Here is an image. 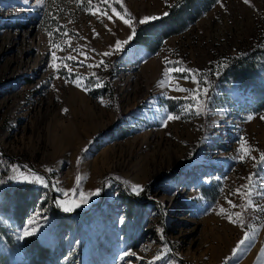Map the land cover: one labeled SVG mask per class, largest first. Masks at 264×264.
Wrapping results in <instances>:
<instances>
[{
	"label": "rangeland",
	"instance_id": "374dc122",
	"mask_svg": "<svg viewBox=\"0 0 264 264\" xmlns=\"http://www.w3.org/2000/svg\"><path fill=\"white\" fill-rule=\"evenodd\" d=\"M175 2L122 0L135 27ZM129 35L114 15L76 0H0V201L30 191L22 222L3 217L0 264H28L37 245L47 248L44 264H264V111L252 112L249 91L225 74L233 58L264 48V0H218L154 55L130 47L133 39L102 55ZM177 62L205 81L199 113L187 110L188 93L170 90L196 87L165 77ZM168 114L179 119L165 124ZM249 176L259 207L232 208L229 200L245 204L236 190L247 191ZM133 185L145 192L134 195ZM96 189L73 211L57 206L65 192L71 206L77 191ZM38 210V234L20 239ZM245 231L250 240L233 256Z\"/></svg>",
	"mask_w": 264,
	"mask_h": 264
},
{
	"label": "trees",
	"instance_id": "16d2710c",
	"mask_svg": "<svg viewBox=\"0 0 264 264\" xmlns=\"http://www.w3.org/2000/svg\"><path fill=\"white\" fill-rule=\"evenodd\" d=\"M217 2L218 0H176L167 15L136 27V35L130 47H140L150 55L156 54L168 38L184 33ZM225 74L230 82H235L244 90L249 91L252 112L264 111V48H258L244 56L233 58ZM117 127L118 124L110 127L106 134L113 132ZM29 195V190L17 188L2 197L0 238L5 236L2 225L4 215L14 212L16 217L21 222L23 221L22 218L30 206ZM36 248L37 251L28 258V264H44L43 259L48 255L47 248L38 245Z\"/></svg>",
	"mask_w": 264,
	"mask_h": 264
},
{
	"label": "snow or ice",
	"instance_id": "6c2138e0",
	"mask_svg": "<svg viewBox=\"0 0 264 264\" xmlns=\"http://www.w3.org/2000/svg\"><path fill=\"white\" fill-rule=\"evenodd\" d=\"M38 6L43 7V0H36ZM76 2L84 7V10L86 12H90L92 15H100V16H106L109 20H112V16L114 15L116 18L120 19L125 25H127L130 29H131V35H129L128 39L125 41H117L115 43V45L113 46L112 51L109 52H105L102 55L104 56H110L112 55L114 52L117 51H122L123 45H127L136 35V27L133 21V18L131 17V15L127 12L126 8L124 7L122 0H101V4L104 5L105 7H100L97 5H93V0H76ZM245 3H248V0H245ZM117 5H119V8L117 7ZM109 11L112 13V15H109ZM167 15V14H165ZM159 19V17H145L143 19H140L139 21H136L135 23L138 24H146L149 21H155ZM114 22V21H113ZM63 26H59L58 31L60 30V28H62ZM64 35H67V33H63ZM51 35V33H50ZM54 48H59V45H52ZM61 51L64 49H60ZM57 57L55 55V53H53V60H56ZM68 60H73L75 59L72 56H68L67 57ZM103 61H100V64H103ZM179 65V62H177V64L175 66L172 67H166L165 69V77L168 76V73H177L179 74L176 78L178 80L183 79L185 81H189L191 80V82L196 85V87L194 88H183V87H179L177 86L175 89H170V90H176V91H180V92H184V93H188L189 96L187 97L188 99L191 100V103H189L186 107L187 110L191 111L192 109H196L197 113H199V109L200 107H202L201 105V100L204 97H207V89H204L202 87H200V85H202L203 83H205V81H202L201 79L197 78L196 75L194 73H189L187 69H183L181 68ZM100 65H89V67H99ZM53 67L55 68L56 65L54 64ZM65 67H67V65H65ZM187 73V74H186ZM77 79H81L80 77H77ZM162 85H168L169 81L167 79L162 80L161 81ZM80 86V85H77ZM102 86V84L99 82V78H97V87ZM85 90H87L85 88ZM204 103H206V100L204 101ZM66 111V110H65ZM264 118V117H262ZM173 119H179L178 115H174V114H168L165 118V124L167 123V121H171ZM248 119H252V117L250 116ZM241 159H243V157H240ZM261 161L264 162V154L261 155ZM20 172L19 169L14 168L13 169V173H18ZM21 175H24L23 173H20ZM29 175H31L34 178V182H38L42 185H44L45 187L48 186V182L47 180L43 177L40 176L36 173H29ZM12 177H10L11 179ZM249 183L247 185L242 186L243 188L247 189L246 192H241L240 189H237L236 192L239 193L242 197V199H245V204L244 205H238L236 203H234L233 201H228L229 205L232 208H243L244 211H247L248 208H257L259 207L258 205L254 204V201H252V195H253V185H252V176H249L248 178ZM28 182H33V180H29ZM0 183H3V181H0ZM55 187V186H54ZM102 189H96L94 192L92 193H84L82 191H77V195L79 197V200L77 201V199L75 197L72 198V202H71V206L68 205V200L67 197L69 196V193L65 192L63 193V196L65 197L64 201H57V206L61 207L63 209V211L65 212H70L73 211L75 208H79L82 204H86L89 202L90 198L93 196H97L100 195ZM130 191L134 194V195H140L141 193L145 192V189L142 185H133L130 188ZM221 211L223 212L224 209H221ZM235 217L236 222H238L239 226L242 228H246V224H245V217L242 214V212H234V213H230L229 214V218L231 220L232 217ZM41 219H46L45 217H43V212L38 210L36 212L35 215H33L32 217H30L26 223L25 226L23 227L21 234H20V239H25L28 237H31L34 234H38V230L40 228V220ZM250 240V237L248 235V232L245 231V235L244 237L238 242L237 248L233 249V256H236L237 251L241 248V246H245L246 243ZM135 253H131V252H125L124 256L128 257V256H134Z\"/></svg>",
	"mask_w": 264,
	"mask_h": 264
},
{
	"label": "bare ground",
	"instance_id": "6f19581e",
	"mask_svg": "<svg viewBox=\"0 0 264 264\" xmlns=\"http://www.w3.org/2000/svg\"><path fill=\"white\" fill-rule=\"evenodd\" d=\"M72 100H74V99H72Z\"/></svg>",
	"mask_w": 264,
	"mask_h": 264
}]
</instances>
